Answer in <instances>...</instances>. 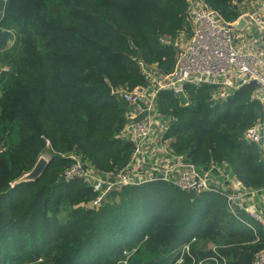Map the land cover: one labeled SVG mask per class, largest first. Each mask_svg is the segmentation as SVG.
<instances>
[{"label": "trees", "instance_id": "obj_1", "mask_svg": "<svg viewBox=\"0 0 264 264\" xmlns=\"http://www.w3.org/2000/svg\"><path fill=\"white\" fill-rule=\"evenodd\" d=\"M203 1L227 22L238 17L232 0ZM23 2L36 46L4 55L15 104L0 115V260L12 255L14 242L29 264H113L107 247L124 264H173L172 253L193 240L194 262L183 255L181 264H222L219 256L224 264H251L263 239L256 243L220 196L155 181L114 187L104 204L91 207L100 192L63 176L72 160L62 156L70 154L84 156L102 176L128 164L134 146L117 138L124 106L111 93L146 84L137 55L172 72V42L191 32L186 0H9L14 9ZM253 91L251 85L213 104L209 87L188 86L185 108L173 92H160L157 109L170 117L166 138L174 152L196 166L225 163L244 186L264 187V160L240 140L262 114ZM45 152L42 175L12 187ZM207 227L229 237L212 241L202 235Z\"/></svg>", "mask_w": 264, "mask_h": 264}, {"label": "built area", "instance_id": "obj_2", "mask_svg": "<svg viewBox=\"0 0 264 264\" xmlns=\"http://www.w3.org/2000/svg\"><path fill=\"white\" fill-rule=\"evenodd\" d=\"M186 2L191 32L182 46L172 42L176 49L172 72L164 74L154 66H146L137 55L133 60L146 79L143 92L139 94L121 88L111 93L124 106L125 125L117 138L134 146L128 164L117 174L102 176L84 156L70 154L62 156L72 160L63 176L67 181L75 178L87 180L95 191L100 192L101 198V189L107 185L105 178L108 176H117L115 187L139 185L141 179L134 178L133 174L142 173L148 165L157 167L163 174L160 179L150 181L170 182L182 190L222 197L228 213L253 233L257 243L260 238L256 226L264 231V187L244 186L225 163L196 166L185 156L176 154L171 147V139L166 138L170 117L158 111L157 98L162 91L173 92L176 96L188 86H207L217 90L210 98L216 104L226 102L242 88L254 86L251 99L260 104L262 114L245 129L240 140L255 146L264 160V1L234 0L232 4L238 17L232 22L225 21L203 0ZM239 18L245 20V26L237 31L234 26ZM259 197L263 199L256 203L255 199ZM190 244L182 247L180 263L183 255L194 262ZM213 253H217L216 247H213ZM219 257L224 264V258ZM213 260L219 264L218 259ZM251 264H264V249L254 254Z\"/></svg>", "mask_w": 264, "mask_h": 264}, {"label": "rangeland", "instance_id": "obj_3", "mask_svg": "<svg viewBox=\"0 0 264 264\" xmlns=\"http://www.w3.org/2000/svg\"><path fill=\"white\" fill-rule=\"evenodd\" d=\"M264 1V0H261ZM23 4L18 5L13 8V4H9V0H5L4 7L2 10H0V34L5 35L4 36L0 35V115L2 112V108H4V111H8L10 107H12L15 103L13 100V97L11 96L10 92L6 88V84L9 82L10 78H12L13 75V69L12 67L8 64L9 59L5 58L4 55L6 53H11L15 51L16 49H29L32 46H36V43L34 42V37L31 34V26H33L32 21L29 20L30 13L28 12V5L23 6ZM261 5V3H260ZM257 7V5H256ZM20 10V13L16 15ZM27 21H25V19ZM188 35H182L178 37L177 39L174 40L176 44H179L182 46V44L187 40ZM5 39V40H3ZM217 91V90H216ZM216 91L212 90V93L215 94ZM43 155L47 159H49V154L45 152ZM154 159V158H153ZM149 164V162H148ZM134 171H139V169H134ZM151 172L153 175H151ZM161 174H163L162 170L157 168V167H152L150 165L145 166V170L142 173H136L133 174V177L136 179H141V184L149 183V182H155V181H150L153 178H158L160 179ZM150 175V176H149ZM131 176V175H130ZM111 178V176H108V178H105V181L107 182V185H105L101 191L103 192L101 198L99 200L90 203L91 207H100L102 204H104L103 197L109 194V191L112 190L116 184L114 181L116 180L115 177ZM91 182H93L91 180ZM90 183V182H88ZM91 184V183H90ZM107 197V196H106ZM60 212V211H59ZM64 212L61 213L59 217H63ZM226 229H223L221 233L217 232V229L214 228L212 229L211 227H207L203 229L202 235L207 236L210 238L212 241H215L216 239L220 238H227L229 237L227 232L225 231ZM214 244V243H213ZM9 250L12 251V255L8 256L7 258L1 259L0 264H29L30 262L27 260V257L21 256L20 254H17L16 251V244L14 242H11ZM215 246V244L213 245ZM107 250L110 251L111 255L113 256V260L111 263L113 264H124V261L119 260V257L117 256V251L112 252L110 250V247H107ZM181 249H176L175 252L172 253V256L174 259L177 257V261L173 262V264H181L179 262V258L181 256ZM123 256L128 255V252ZM172 257V258H173ZM185 261V259H184ZM210 261V260H209ZM41 262V259L38 258L37 260L34 261L33 264ZM204 262V263H202ZM196 264V263H195ZM197 264H211L206 260H200L197 261ZM212 264H218L215 261H212Z\"/></svg>", "mask_w": 264, "mask_h": 264}, {"label": "water", "instance_id": "obj_4", "mask_svg": "<svg viewBox=\"0 0 264 264\" xmlns=\"http://www.w3.org/2000/svg\"><path fill=\"white\" fill-rule=\"evenodd\" d=\"M244 26H245V20L243 18H239L234 27L237 31H240ZM134 92L141 94L143 92V88L141 86L136 87L134 89ZM176 96H177V99L179 102V106L181 108H185L189 105V99L183 91L177 92ZM48 164H49V159H47L45 157V155H40L38 157L35 165L33 166V168L29 172H27L23 176H21L19 179L14 181L12 183V187H14L18 184L24 183V182L35 181L36 179H38L42 175L43 171L45 170V168L47 167Z\"/></svg>", "mask_w": 264, "mask_h": 264}, {"label": "crops", "instance_id": "obj_5", "mask_svg": "<svg viewBox=\"0 0 264 264\" xmlns=\"http://www.w3.org/2000/svg\"><path fill=\"white\" fill-rule=\"evenodd\" d=\"M233 1L234 0H232L231 1V3H233ZM249 0H246V2H248ZM252 2H255V1H257V0H251ZM240 4V3H239ZM262 199H263V197H259V198H256L255 199V202L256 203H258V202H261L262 201ZM258 227V236H259V238L261 237L262 239H263V243H264V231H262L261 229H260V226H257Z\"/></svg>", "mask_w": 264, "mask_h": 264}]
</instances>
